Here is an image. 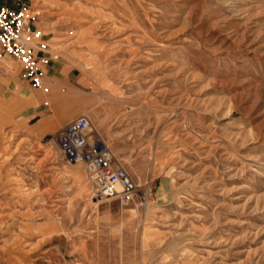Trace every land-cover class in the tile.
I'll use <instances>...</instances> for the list:
<instances>
[{"label": "rangeland", "instance_id": "rangeland-1", "mask_svg": "<svg viewBox=\"0 0 264 264\" xmlns=\"http://www.w3.org/2000/svg\"><path fill=\"white\" fill-rule=\"evenodd\" d=\"M25 1L49 90L0 48V264H264V0ZM78 114L143 206L91 198Z\"/></svg>", "mask_w": 264, "mask_h": 264}, {"label": "built area", "instance_id": "built-area-1", "mask_svg": "<svg viewBox=\"0 0 264 264\" xmlns=\"http://www.w3.org/2000/svg\"><path fill=\"white\" fill-rule=\"evenodd\" d=\"M31 12L25 0L14 5L0 1V48L22 65L24 76L32 87L48 91L43 65L49 58L37 56V50L45 43L35 42L38 43V49H35L33 38L39 39L41 31L30 26ZM90 125L91 120L86 114H78L62 125L55 134L60 152L68 162L80 160L84 164L92 183V199L115 198L123 204L134 201L136 206H143L147 192L138 194L136 183L125 167L116 163L112 150L90 134Z\"/></svg>", "mask_w": 264, "mask_h": 264}, {"label": "crops", "instance_id": "crops-1", "mask_svg": "<svg viewBox=\"0 0 264 264\" xmlns=\"http://www.w3.org/2000/svg\"><path fill=\"white\" fill-rule=\"evenodd\" d=\"M141 237H142V231H141V233H140V237H139V240L141 241Z\"/></svg>", "mask_w": 264, "mask_h": 264}, {"label": "bare ground", "instance_id": "bare-ground-1", "mask_svg": "<svg viewBox=\"0 0 264 264\" xmlns=\"http://www.w3.org/2000/svg\"><path fill=\"white\" fill-rule=\"evenodd\" d=\"M75 162H77V161H75ZM73 163V162H72ZM99 200H95V202H98Z\"/></svg>", "mask_w": 264, "mask_h": 264}]
</instances>
